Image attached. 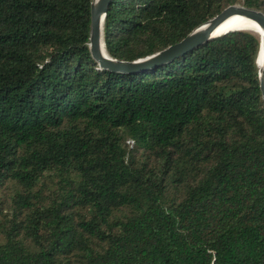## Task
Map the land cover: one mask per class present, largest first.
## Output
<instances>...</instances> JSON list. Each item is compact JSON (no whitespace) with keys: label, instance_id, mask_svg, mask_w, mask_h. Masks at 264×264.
I'll return each instance as SVG.
<instances>
[{"label":"trees","instance_id":"1","mask_svg":"<svg viewBox=\"0 0 264 264\" xmlns=\"http://www.w3.org/2000/svg\"><path fill=\"white\" fill-rule=\"evenodd\" d=\"M93 0H0V264H264L258 38L231 32L113 72ZM232 5L111 0L108 54L133 62Z\"/></svg>","mask_w":264,"mask_h":264},{"label":"water","instance_id":"2","mask_svg":"<svg viewBox=\"0 0 264 264\" xmlns=\"http://www.w3.org/2000/svg\"><path fill=\"white\" fill-rule=\"evenodd\" d=\"M111 5V0H93L91 5V30L89 47L92 58L100 68L113 72L136 71L163 63L178 57L210 40L231 32H248L259 40L257 65L259 69L260 89L264 102V13L246 8L243 5H232L224 9L219 15L207 21L179 43L167 49L133 62H122L113 59L107 52L104 41V23ZM234 16H241L253 24H240L222 28L226 21ZM222 29V30H221Z\"/></svg>","mask_w":264,"mask_h":264},{"label":"bare ground","instance_id":"3","mask_svg":"<svg viewBox=\"0 0 264 264\" xmlns=\"http://www.w3.org/2000/svg\"><path fill=\"white\" fill-rule=\"evenodd\" d=\"M240 24H253L251 21L241 17V16H234L232 18H230L228 21H226V23L224 24V26L222 28H227L230 26H238ZM222 30V29H221Z\"/></svg>","mask_w":264,"mask_h":264}]
</instances>
